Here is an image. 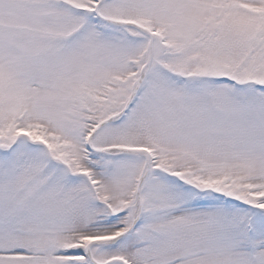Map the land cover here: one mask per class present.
I'll return each mask as SVG.
<instances>
[{"label":"snow or ice","instance_id":"6c2138e0","mask_svg":"<svg viewBox=\"0 0 264 264\" xmlns=\"http://www.w3.org/2000/svg\"><path fill=\"white\" fill-rule=\"evenodd\" d=\"M0 264H264V0H0Z\"/></svg>","mask_w":264,"mask_h":264}]
</instances>
